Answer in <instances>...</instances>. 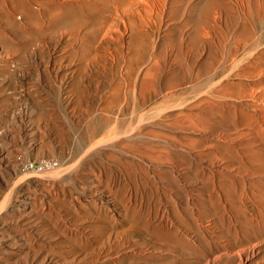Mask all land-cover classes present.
I'll return each instance as SVG.
<instances>
[{
	"label": "rangeland",
	"instance_id": "obj_1",
	"mask_svg": "<svg viewBox=\"0 0 264 264\" xmlns=\"http://www.w3.org/2000/svg\"><path fill=\"white\" fill-rule=\"evenodd\" d=\"M0 264H264V0H0Z\"/></svg>",
	"mask_w": 264,
	"mask_h": 264
},
{
	"label": "built area",
	"instance_id": "obj_2",
	"mask_svg": "<svg viewBox=\"0 0 264 264\" xmlns=\"http://www.w3.org/2000/svg\"><path fill=\"white\" fill-rule=\"evenodd\" d=\"M57 166V161L50 156H40L32 159H26L21 167L25 170H34V171H46L51 170Z\"/></svg>",
	"mask_w": 264,
	"mask_h": 264
},
{
	"label": "bare ground",
	"instance_id": "obj_3",
	"mask_svg": "<svg viewBox=\"0 0 264 264\" xmlns=\"http://www.w3.org/2000/svg\"><path fill=\"white\" fill-rule=\"evenodd\" d=\"M67 4V3H66ZM61 6V5H60ZM76 8L75 5H73L72 3H69L67 5H64L63 10L66 11L67 14H69V12L73 9ZM75 11V10H74ZM28 13V12H27ZM31 14L33 15V13L31 12ZM52 19V18H51ZM61 20L65 23H68L69 21H71V19H69V15L65 14V18H61Z\"/></svg>",
	"mask_w": 264,
	"mask_h": 264
}]
</instances>
